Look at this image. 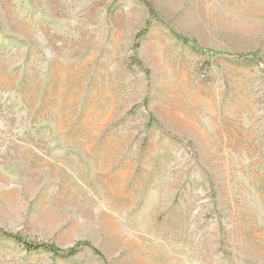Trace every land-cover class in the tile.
<instances>
[{
	"label": "rangeland",
	"instance_id": "rangeland-1",
	"mask_svg": "<svg viewBox=\"0 0 264 264\" xmlns=\"http://www.w3.org/2000/svg\"><path fill=\"white\" fill-rule=\"evenodd\" d=\"M0 232V264H264V0H0Z\"/></svg>",
	"mask_w": 264,
	"mask_h": 264
},
{
	"label": "trees",
	"instance_id": "trees-1",
	"mask_svg": "<svg viewBox=\"0 0 264 264\" xmlns=\"http://www.w3.org/2000/svg\"><path fill=\"white\" fill-rule=\"evenodd\" d=\"M185 41L187 42V43H189L190 44V41H188V40H186L185 39ZM192 44V47L195 49V50H199L198 49V47L194 44V43H191ZM205 53H208V54H210L211 52L210 51H204ZM0 234H2V232H0ZM36 248H38V249H47V250H49V251H52V252H56L57 250H56V248L55 247H50V246H38V247H36ZM75 253V250H72L71 251V254H74Z\"/></svg>",
	"mask_w": 264,
	"mask_h": 264
}]
</instances>
